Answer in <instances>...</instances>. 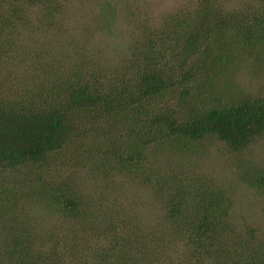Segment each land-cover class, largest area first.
<instances>
[{
  "label": "trees",
  "instance_id": "obj_1",
  "mask_svg": "<svg viewBox=\"0 0 264 264\" xmlns=\"http://www.w3.org/2000/svg\"><path fill=\"white\" fill-rule=\"evenodd\" d=\"M252 6L198 0L138 30L119 60L89 50L73 68H37L27 13L56 17L61 2L0 0V264H157L165 236L186 264H264V225L237 221L227 193L264 204V163L248 152L264 139V96L230 97L223 83L240 61L264 67V0ZM211 142L228 158L224 182L190 166ZM142 181L158 200L150 244L114 208Z\"/></svg>",
  "mask_w": 264,
  "mask_h": 264
},
{
  "label": "rangeland",
  "instance_id": "obj_2",
  "mask_svg": "<svg viewBox=\"0 0 264 264\" xmlns=\"http://www.w3.org/2000/svg\"><path fill=\"white\" fill-rule=\"evenodd\" d=\"M220 1L224 2L230 10L253 7V4L259 3V0ZM58 2H61L58 15L52 18L44 17L42 21L36 17L41 16L43 11L39 8L36 13L32 7L27 13L28 17L39 21L32 23L34 30L29 27L21 30L25 38L38 33L35 49L40 52L36 53V61L42 64H36L37 68L43 67L44 63H49L51 58H54L56 63L62 62L61 64H65L66 67L73 68L76 66V61H79L84 52L87 53L89 50V54L90 52L98 53L101 59H106L108 63L113 58L119 60L132 45L138 30L144 27L149 31L158 30L168 15L178 13L180 9H192L198 4V0H58ZM255 6L257 8L259 4ZM39 25H45V27L38 30ZM96 57L100 59L97 55ZM240 62L235 64L232 72L226 74L223 79L228 95L231 97L237 92H244L264 96V67L259 68V61L251 63L252 65L246 61ZM215 146H217L216 143H209L204 154L199 155L197 159L199 164L197 160H194L190 166L205 169L212 175L218 174V178L224 182L221 175L226 174L224 160L228 158L219 151L220 148L217 149ZM248 152L251 158L264 163V139L260 140L258 145L255 143ZM87 172L68 168L63 171V174H74L75 184L81 188L97 187L96 183L88 179ZM80 174L83 175L80 176ZM235 176L234 172L231 178ZM154 190L151 184H145L144 181L135 182L130 188L119 190L118 200L123 203L114 207L116 210L120 207L126 208L128 217L124 224L132 230L145 233L142 242L147 243L148 240L149 244L152 243L149 238L158 233L154 231L161 229L155 226L159 220V210ZM246 190L241 186L227 190L233 211L236 212L234 214L237 216V221H240L238 213H241L247 221L255 220L256 224L264 225V204L256 198H251L250 196L256 197V195ZM72 241L70 239V242ZM163 241L167 249L162 250L157 264H186L188 262L185 257L187 253L182 244L174 242L168 236L163 237ZM78 252L84 253L82 250Z\"/></svg>",
  "mask_w": 264,
  "mask_h": 264
}]
</instances>
